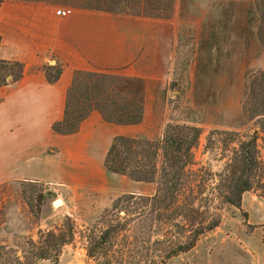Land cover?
<instances>
[{
  "label": "rangeland",
  "instance_id": "1",
  "mask_svg": "<svg viewBox=\"0 0 264 264\" xmlns=\"http://www.w3.org/2000/svg\"><path fill=\"white\" fill-rule=\"evenodd\" d=\"M19 1L51 5L54 15L57 8L78 7L148 19L170 18L173 2ZM8 11L0 19V32L7 37L11 36L10 32L14 29L12 25H7L8 18L12 17L11 11ZM256 24L254 21L249 32L246 28L244 44L234 33L227 36L228 44L235 42L237 38L238 47L241 44L238 53L242 51L245 60L239 105L230 106L236 108L234 111L239 109L237 116L233 115V111L231 114L228 112L229 116L219 114L220 111L215 109L221 106L226 109L225 102L221 105L219 100L212 102L217 104L216 107H204V92L195 88L191 90V85L187 82V64L190 60L191 63H196L194 69L197 71L199 60L191 59L193 52L189 29L186 32L187 28H183L181 39L173 48L176 55V75L170 85H167L163 98L160 96L162 131L168 122L195 126L200 131L199 138L191 149V163L183 172L176 201L170 202L167 199L169 205L161 206L158 213H152L153 204L140 205V199L135 197L130 203V210L119 207L113 211V200L130 193L129 184H122L120 188L114 189L115 196L112 197L99 192L92 184L72 187L36 181L3 183L0 185V246L5 249L0 247V264H150L153 260L159 261L170 247L185 244L194 236H197L194 247L189 251L179 252L166 264H264V174L261 178L258 171H249L245 177L252 183V187L241 194L238 206L228 201L229 198H234L229 184L233 181L232 171L237 165L233 160L235 151L239 142L254 132H257V156L264 172V115L251 118L242 110L243 103L247 104L248 80L264 73V49L255 35ZM232 26L228 28L230 31L234 29ZM216 63L218 62L212 63V66H217ZM54 64L55 61L53 64L49 63ZM224 66L222 62L221 68L213 67L211 71L218 74L223 71ZM236 68L237 64L231 62L225 70L229 71L228 75H232ZM215 93L213 90L207 96ZM217 93L219 96L220 90ZM260 97L264 98L263 95ZM250 107L248 103V108ZM162 160V155L159 154L156 164L159 170ZM131 183L134 184L132 181ZM146 183L151 187L149 195L130 194L153 195L157 189V181ZM54 201L59 206H54ZM212 224L216 225L208 229ZM69 225L73 226L72 240L68 244L57 245V254L52 252L49 258L37 259L35 252L47 246L49 232L63 234L65 237L67 235L68 238ZM114 226L118 228L116 231L113 230ZM106 230L110 232H105ZM199 232L201 233L197 235ZM105 236L107 237L103 240ZM94 239L101 241L100 246L95 248L94 257H88L87 246H91ZM155 239L163 241L159 247L161 251L155 253L151 249L149 260L145 261L140 256L146 254V248H151L150 245Z\"/></svg>",
  "mask_w": 264,
  "mask_h": 264
},
{
  "label": "crops",
  "instance_id": "2",
  "mask_svg": "<svg viewBox=\"0 0 264 264\" xmlns=\"http://www.w3.org/2000/svg\"><path fill=\"white\" fill-rule=\"evenodd\" d=\"M11 1L4 0L0 7V19L11 11L13 18H8L7 25L14 27L11 36L0 32V58L20 61L23 73L17 81L0 86V185L9 181L72 187L92 184L114 197V189L127 183L130 193L149 195L148 183L116 176L101 167L115 136L161 138L160 96L176 75L173 48L183 28L191 36V59L199 60L197 71L196 63L187 64L191 90L204 92V107H216L212 102L219 100L226 106L215 109L219 114L239 113L230 106L239 105L245 60L243 52L238 53L237 38L228 44L227 36L234 33L244 44L246 28L251 31L254 22L252 0H173L171 17L156 19L78 7H67L69 15L59 17L51 5ZM231 26L235 30L230 31ZM50 58L61 67L54 83L47 82L44 72ZM215 62L217 66H212ZM222 62L223 71H211L221 68ZM231 62L237 68L228 75L225 69ZM75 70L139 78L146 107L143 121L115 124L94 110L75 133L54 132L52 125L63 118ZM213 90L216 93L207 96Z\"/></svg>",
  "mask_w": 264,
  "mask_h": 264
},
{
  "label": "trees",
  "instance_id": "3",
  "mask_svg": "<svg viewBox=\"0 0 264 264\" xmlns=\"http://www.w3.org/2000/svg\"><path fill=\"white\" fill-rule=\"evenodd\" d=\"M3 0H0V7ZM254 21L256 24V38L264 49V0H252ZM110 11V10H109ZM161 16H164L160 13ZM159 16V15H157ZM1 44V36H0ZM45 77L48 83L58 80L61 67L59 65L44 66ZM23 63L17 60L0 58V86L13 83L21 78ZM260 76V77H259ZM253 76L248 80L247 104L243 103V113L255 118L264 115V73ZM248 103L251 107L248 108ZM98 111L105 121L115 124H138L143 121L146 114L143 85L139 78L128 77L117 73L99 72L92 70H75L72 82L67 90V97L63 118L52 125L54 132L62 135L75 133L81 121L92 111ZM200 135L199 128L187 124H176L168 122L160 139L148 140L143 138H131L115 136L103 158V167L107 172L124 175L135 182L157 181V189L151 196L135 194H122L113 200L111 210H130L132 199L138 197L140 205L153 204L152 213H158L161 206L169 205L176 201V194L181 185V178L185 167L191 163V149ZM257 132L241 140L235 151L233 160L237 163L232 171V179L229 184L233 189L234 198H229L230 203L238 206L241 194L252 187V183L245 177L249 171H258L263 178V169L258 160L256 147ZM159 154L162 155L161 170L157 168ZM260 178V179H261ZM259 179V180H260ZM125 202V204H123ZM125 205V206H124ZM167 208V207H165ZM158 215V214H157ZM212 224L208 229H212ZM118 228L114 226L113 230ZM105 232H110L106 230ZM201 232L197 233L199 235ZM49 240L46 247L35 252V257L49 258L52 252L57 254V245L68 244L73 237V226H68L67 235L53 234L49 232ZM104 237L103 240L106 239ZM102 240V238H100ZM197 236L189 238L185 244L170 247L159 261L153 260L150 264H166V262L179 252H186L194 247ZM99 239H94L91 246H87L88 257H94L97 247L100 246ZM162 240L155 239L151 248H146V254L140 256L149 260V251L158 252ZM148 243L150 240L148 239ZM2 249L5 247L0 246ZM96 248V249H95ZM7 253V251H5ZM57 255H55L56 257ZM17 259V258H16ZM14 259V260H16ZM19 261V260H18ZM19 263V262H18ZM132 264H137L132 262ZM140 264V263H138ZM148 264V263H145Z\"/></svg>",
  "mask_w": 264,
  "mask_h": 264
},
{
  "label": "built area",
  "instance_id": "4",
  "mask_svg": "<svg viewBox=\"0 0 264 264\" xmlns=\"http://www.w3.org/2000/svg\"><path fill=\"white\" fill-rule=\"evenodd\" d=\"M69 13H70V9H68V8H57L55 10V14L59 17H65V16L69 15Z\"/></svg>",
  "mask_w": 264,
  "mask_h": 264
},
{
  "label": "water",
  "instance_id": "5",
  "mask_svg": "<svg viewBox=\"0 0 264 264\" xmlns=\"http://www.w3.org/2000/svg\"><path fill=\"white\" fill-rule=\"evenodd\" d=\"M49 63H50V64H51V63L53 64V63H54V60H49Z\"/></svg>",
  "mask_w": 264,
  "mask_h": 264
},
{
  "label": "bare ground",
  "instance_id": "6",
  "mask_svg": "<svg viewBox=\"0 0 264 264\" xmlns=\"http://www.w3.org/2000/svg\"><path fill=\"white\" fill-rule=\"evenodd\" d=\"M56 201H57V200H56ZM56 201H54V203H53V204H54V206H59V205H56V203H55Z\"/></svg>",
  "mask_w": 264,
  "mask_h": 264
}]
</instances>
